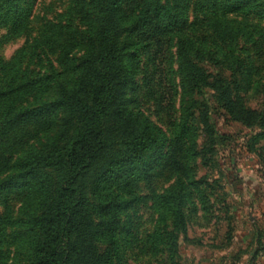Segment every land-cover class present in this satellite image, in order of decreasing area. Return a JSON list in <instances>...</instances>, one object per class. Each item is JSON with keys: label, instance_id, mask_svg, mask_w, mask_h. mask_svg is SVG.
Segmentation results:
<instances>
[{"label": "rangeland", "instance_id": "obj_1", "mask_svg": "<svg viewBox=\"0 0 264 264\" xmlns=\"http://www.w3.org/2000/svg\"><path fill=\"white\" fill-rule=\"evenodd\" d=\"M80 1L90 0H18L29 12L27 26L21 33L12 32L10 25L0 27L4 86L63 72L48 92L12 105L15 110L44 108L37 121L2 136L3 177L19 173L23 160L64 144L73 132V114L53 102L58 82L75 85L78 74L70 68L86 52L81 36L86 27L74 16ZM242 15L235 17L242 29L245 22H257L255 16ZM68 19L72 36L58 29ZM123 22L122 42L136 44L129 43L125 57L130 72L127 110L158 136L140 161L119 169L114 163L120 137L110 133L111 148L87 173L86 200L94 223L91 254L107 249L113 264H264V51L258 54L242 32L237 40L244 49L231 57L209 46L208 37L203 46L188 34L174 35L163 55L128 28L129 18ZM261 32L264 49V19ZM199 52L202 59L195 57ZM220 58H225L222 65ZM191 59L220 78L214 83L217 98L212 89L201 93L192 82ZM45 172L53 191L57 170ZM36 183L15 176L0 191L4 218L13 220L4 232L2 264L31 263L32 245L41 232L31 228L28 217L43 210L42 200L49 206L53 199L50 193L46 202ZM69 247L76 258L86 254L74 240ZM89 258L87 253L81 263L91 264Z\"/></svg>", "mask_w": 264, "mask_h": 264}, {"label": "trees", "instance_id": "obj_2", "mask_svg": "<svg viewBox=\"0 0 264 264\" xmlns=\"http://www.w3.org/2000/svg\"><path fill=\"white\" fill-rule=\"evenodd\" d=\"M28 13L18 0H0V27L10 25L12 32H23ZM75 13L74 16L81 20L79 23L86 27L81 34L86 52L79 63L70 68L78 74L75 85L69 88L58 82L59 95L53 102L73 114L72 120L69 118L73 132L64 144L38 150L23 160L19 173L3 177L0 172V191L8 179L16 176L37 179L36 185L46 202L48 194L53 193L49 206L42 200L40 208L43 206V210L28 217L31 228L41 232V238L33 242L30 264H71V261L82 264L81 259L87 257V253L91 264H113L107 249L108 254H91L94 223L91 204L87 202L86 175L101 154L111 148L110 133L115 131L120 137L115 146L117 160L114 163L119 169L140 161L155 145L158 136L155 128L134 118L127 110L130 72L125 57L129 43L136 44L121 40L125 16L130 19L128 28L141 33L146 46L163 51V55L174 35L186 37L188 34L203 46V40L205 42L208 37L209 46L215 45L220 54L231 57L244 49L237 40L242 32L258 54L264 51L263 34L260 33L264 0H90L76 4ZM240 14L255 16V20L251 19L257 22H245L242 29L235 18ZM70 21L68 19L58 29L72 36ZM88 26L93 27V31ZM182 45V40L178 41V46ZM200 52L195 56L197 59H202ZM218 60L221 65L225 62V58ZM188 67L192 82L201 93L210 88L217 98L219 90L214 83L220 78L214 77L196 59L189 60ZM62 73L38 74L13 87L4 86L0 80V140L17 127L37 121L41 116L40 108H44L15 110L12 105L34 93L48 92L51 83ZM49 168L57 170L53 191L45 175ZM3 214L0 209V264L5 253L4 232L13 223ZM72 240L84 246V256L80 254L76 258L72 253L69 247Z\"/></svg>", "mask_w": 264, "mask_h": 264}]
</instances>
